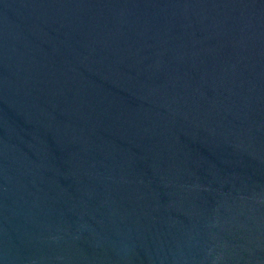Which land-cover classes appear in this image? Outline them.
Instances as JSON below:
<instances>
[{"label":"water","instance_id":"1","mask_svg":"<svg viewBox=\"0 0 264 264\" xmlns=\"http://www.w3.org/2000/svg\"><path fill=\"white\" fill-rule=\"evenodd\" d=\"M0 264H264V0H0Z\"/></svg>","mask_w":264,"mask_h":264}]
</instances>
